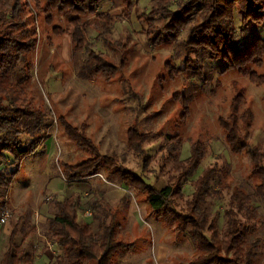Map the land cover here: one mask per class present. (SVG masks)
Returning a JSON list of instances; mask_svg holds the SVG:
<instances>
[{"label":"trees","instance_id":"trees-1","mask_svg":"<svg viewBox=\"0 0 264 264\" xmlns=\"http://www.w3.org/2000/svg\"><path fill=\"white\" fill-rule=\"evenodd\" d=\"M105 1L113 0H45L46 3L0 0V199L2 190L8 189L14 180V172L5 173L3 167L20 166L25 157L36 153L50 122L47 112L30 102L25 85L27 77L15 79L13 75L17 66L23 65L25 69L30 54L36 50L35 24L27 17L32 11L30 4L34 3V8L45 14V22L51 27L50 40L53 36L68 35L73 55L86 54L87 61L80 66L79 77L89 78L86 69L93 66L95 70L91 74L102 75L109 82L123 74L127 61L122 58L116 63L107 52L93 48L88 39L92 19L85 18L94 15L102 25L110 27L121 21L122 16L131 15L136 5L131 0H121L125 4L123 14H110L99 11ZM55 13L66 17V26L54 24ZM141 18L147 23L142 33L155 48L177 43L180 33L187 30L182 64H166L171 79L180 74L189 79L182 95L183 113L178 126L187 124L191 105L206 92L205 87L219 67H223L219 76L237 71L254 85L264 86V35L256 32L257 27L264 28V0H177L176 8L173 0H155L149 12L141 13ZM158 19L163 22L156 23ZM107 45L123 53L128 46L120 40H108ZM208 60L217 66L210 67ZM219 84L217 79L212 91ZM245 100L240 89L231 100L229 114L219 117V124L231 152L246 153L251 158V175L259 183L250 193L241 187L232 188L230 172L214 163L206 166L193 181L191 198L179 208L178 201L185 197V182L199 169L209 150L206 141L192 142L189 157L181 159L178 152L183 144L181 133H166L168 155L162 161L171 160L174 173L169 175L165 188L157 189L133 169L121 165L116 157L101 154L98 145L86 134L87 126H74L64 116L59 119L67 137L90 153V157L76 164L62 163V176L67 182H79L105 169L108 179L117 177L121 184L145 194L153 215L167 226L175 225L177 232L187 234L196 247L198 256L180 264H258L263 256L264 238L252 235L258 229L254 201H264V151L251 142L255 113L243 105ZM25 135L31 136V141L25 140ZM156 136L155 132H142L137 125L127 130V146L142 157L144 168L152 161L146 155L145 144ZM229 191L225 225L221 229L210 217L207 205L211 199H224ZM53 202L57 212L48 220L47 234L51 243L62 250L53 264H117V255L135 247V242L119 238L122 224L108 204L96 200L89 202L92 207H85L78 195L65 200L56 198ZM86 208H94L93 222L80 220V213ZM18 231L19 223H16L0 264H34V255L16 243Z\"/></svg>","mask_w":264,"mask_h":264},{"label":"rangeland","instance_id":"rangeland-1","mask_svg":"<svg viewBox=\"0 0 264 264\" xmlns=\"http://www.w3.org/2000/svg\"><path fill=\"white\" fill-rule=\"evenodd\" d=\"M131 1L136 5L131 15L122 16L121 21L110 27L102 25L94 15L85 18L92 19L88 39L93 48L107 52L116 63L122 58L127 61L123 74L109 82L102 75L91 74L95 70L93 66L86 69L89 78L79 77L82 64L87 61L86 54L73 55L68 35L53 36L50 40L51 27L45 22V14L34 8V3L30 4L32 11L27 17L32 25L35 24L36 50L30 54L25 69L19 65L13 75L15 79L27 77L25 85L30 102L33 107L47 112L50 122L36 153L25 157L20 166L3 167L5 173L14 172V180L8 189L2 190L0 199V213L4 207L10 211L6 222L0 223V263L9 247L11 231L19 223L15 237L19 248L34 255V264H53L62 255V250L51 243L47 234L48 220L57 212L53 200L77 195L85 207H92L89 202L96 200L108 204L122 224L119 238L135 242L132 250L117 255V264H180L188 263L199 254L187 234L177 232L175 225L167 226L153 215L145 194L121 184L117 177L108 179L105 169L82 181L67 182L62 176V163H79L89 158L90 153L69 140L60 116L66 117L74 126L86 125V134L98 145L101 154L116 157L121 165L133 169L157 189L165 188L169 175L174 173L172 161H162V157L168 155L166 133H181L183 144L178 149L181 159L189 157L192 142L206 141L209 150L199 169L185 182V197L178 201L179 208L191 198L193 181L206 166L214 163L230 172L232 188L241 187L250 193L259 183L251 175L250 156L231 152L219 117L229 114L232 98L242 89L246 96L243 105L251 107L255 113L251 142L264 151V86L254 85L237 71L219 76L223 68L219 67L205 87L206 92L191 105L187 124L178 126L183 113L182 95L189 79L184 74L171 79L166 64H182L187 30L180 33L177 43L153 47L142 33L147 23L141 13L149 12L155 0ZM176 4L177 0H173L174 8ZM124 8L121 0H113L103 2L99 11L123 14ZM54 17V24L66 26L67 19L63 14L55 13ZM237 21L239 23L238 17ZM162 22L161 19L156 21ZM256 32L264 35V28L257 27ZM108 40L126 43L127 50L124 53L113 51L107 45ZM208 64L217 66L209 60ZM217 79L220 84L212 91ZM131 125H137L144 133L155 132L157 135L145 144L146 155L152 157L147 168L143 167L142 157L136 156L127 146V130ZM23 137L31 141V136ZM226 193L224 199H211L207 205L210 217L221 229L225 225V209L230 197V191ZM254 205L258 229L252 237L264 238V201L255 199ZM94 213V208H88L80 213V220L93 222ZM94 229H98L97 222ZM263 262L264 250L258 264Z\"/></svg>","mask_w":264,"mask_h":264},{"label":"built area","instance_id":"built-area-1","mask_svg":"<svg viewBox=\"0 0 264 264\" xmlns=\"http://www.w3.org/2000/svg\"><path fill=\"white\" fill-rule=\"evenodd\" d=\"M9 215H10L9 209H7L5 207L2 208V211L0 213V223H5L7 218L9 217Z\"/></svg>","mask_w":264,"mask_h":264}]
</instances>
